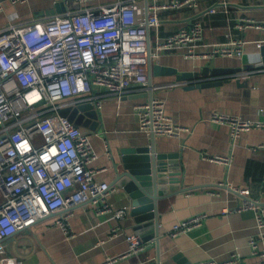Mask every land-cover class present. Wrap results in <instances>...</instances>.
Returning a JSON list of instances; mask_svg holds the SVG:
<instances>
[{
  "label": "built area",
  "instance_id": "1",
  "mask_svg": "<svg viewBox=\"0 0 264 264\" xmlns=\"http://www.w3.org/2000/svg\"><path fill=\"white\" fill-rule=\"evenodd\" d=\"M65 1L69 7L60 13L0 25V264H22L20 258L7 255L3 240L48 214L57 215L55 222L65 238L75 237L69 219L71 207L78 203L88 202L96 215L106 214L116 221L109 237L123 232L119 222L129 205L111 203L117 185L96 176L107 166L91 165L98 154L87 130L60 114V108L90 102L98 110L99 89L117 98L132 89L146 90L151 62L167 51L203 58L243 52V39L231 34L219 42L203 43L204 29L198 19L168 34L149 33L159 25L160 10H199L200 0H105L88 5L97 0ZM140 11H145L144 17L138 15ZM206 11L213 13L216 7ZM249 27L264 28V22L244 16L233 21L234 29ZM263 67L259 60L253 70ZM132 111L138 130L147 136L175 137L188 131L174 122L159 97L134 102ZM209 114L212 121L227 124L232 147L251 128L264 129V120L216 110ZM105 155L112 156L109 147ZM230 158L231 153L212 157L226 165ZM237 192L247 195L249 190ZM239 208L253 212L256 232L249 244L264 264V205L245 197ZM202 216L175 223L159 237L184 233L198 225ZM126 238V253L145 248L139 234L131 231Z\"/></svg>",
  "mask_w": 264,
  "mask_h": 264
},
{
  "label": "crops",
  "instance_id": "2",
  "mask_svg": "<svg viewBox=\"0 0 264 264\" xmlns=\"http://www.w3.org/2000/svg\"><path fill=\"white\" fill-rule=\"evenodd\" d=\"M104 1H88L85 5ZM209 6L216 7V11L208 13ZM67 7L69 3L65 0H0V25L48 17ZM144 14L145 11L138 13L143 17ZM239 16L264 22V0H200L199 10H160L159 25L149 30L150 34L157 31L164 35L198 19L204 29L203 43L219 42L230 34L244 41L241 56L184 57L179 51H167L151 62V66L160 64L175 68L174 73L150 72V91L152 96L164 100L166 112L175 123L188 128L175 137H154L155 150L176 152L174 166L178 162L180 167L179 190L157 200L158 231L159 234L167 233L173 224L202 214L200 223L184 233L159 237L158 241L147 239L143 250L126 253V235L135 232L129 210L119 222L123 232L109 237L116 221L106 214L96 215L88 209V202H83L71 207L73 214L69 220L72 230L77 232L75 237L65 238L55 222L57 215L48 214L5 238L7 255L20 258L22 264H147L149 261L158 264H205L210 261L261 264L262 258L251 252L249 244V237L256 232L253 212L239 205L245 197L257 199L264 205V129L251 128L232 147L227 124L209 118V113L216 110L243 119L264 120V70H253L254 63L262 61L264 28L234 29L233 21ZM258 41L263 44L257 46ZM206 66L232 70L200 74L198 79L176 78L183 71H202ZM205 80L212 83L199 86ZM96 91L101 99L100 124L93 131L83 128L98 154L91 165L107 166V170L96 176L110 183L115 174L114 164L120 162V149L146 144L149 140L138 130L132 111L134 102L149 97V90L132 89L120 98L104 89ZM107 147L111 157L105 155ZM228 153H231L229 165L212 159ZM232 188L249 192L243 195ZM110 201L115 206L129 205L126 193L119 186L111 194ZM149 233V229L143 230L146 237Z\"/></svg>",
  "mask_w": 264,
  "mask_h": 264
},
{
  "label": "water",
  "instance_id": "3",
  "mask_svg": "<svg viewBox=\"0 0 264 264\" xmlns=\"http://www.w3.org/2000/svg\"><path fill=\"white\" fill-rule=\"evenodd\" d=\"M63 9V8H62ZM60 10V8H58ZM64 10V9H63ZM53 12V9L50 10ZM262 66H264V48H261ZM232 70L226 67L207 66L202 71H183L176 75L177 79L195 78L200 74H219ZM174 67L153 64L147 71V93L149 98L152 96L150 91L151 75L174 73ZM220 82V81H218ZM211 81H203L199 86L210 85ZM69 120L75 124L87 128L89 131L97 129L100 124L98 110L92 103L84 102L71 107L65 114ZM149 140L142 145H127L120 149L119 163L114 164L115 174L110 184L121 187L126 193L129 202V214L134 221L135 232L145 241L147 239L158 241V217L157 200L169 193L179 190L180 167L178 162L175 165L174 159L178 155L176 152H158L154 146V135L148 136ZM150 230L148 235L143 234V230Z\"/></svg>",
  "mask_w": 264,
  "mask_h": 264
},
{
  "label": "rangeland",
  "instance_id": "4",
  "mask_svg": "<svg viewBox=\"0 0 264 264\" xmlns=\"http://www.w3.org/2000/svg\"><path fill=\"white\" fill-rule=\"evenodd\" d=\"M70 109H71V106L67 105V106L60 108L59 112H60V114L65 115L69 112Z\"/></svg>",
  "mask_w": 264,
  "mask_h": 264
}]
</instances>
